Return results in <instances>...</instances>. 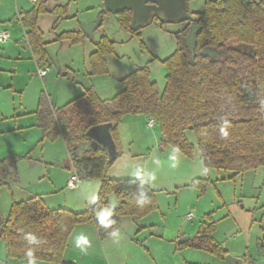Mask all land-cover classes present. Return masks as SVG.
<instances>
[{
	"label": "trees",
	"instance_id": "16d2710c",
	"mask_svg": "<svg viewBox=\"0 0 264 264\" xmlns=\"http://www.w3.org/2000/svg\"><path fill=\"white\" fill-rule=\"evenodd\" d=\"M68 9V2L48 9L47 0H35L29 10L17 14L39 68L46 64V41L38 19L42 14H55L51 26L54 30ZM104 14L110 13L106 9L99 12L98 27ZM193 14L195 20L185 21V27L177 34V48L162 60L167 69L162 90L150 79L147 67H138L120 78L123 88L109 99H101L89 83L80 95L59 107L52 105L47 94H40L34 115L42 137H61L71 156L73 174L79 181L99 180L100 188L97 200L80 212L49 208L40 195L20 200L12 197L0 223V238L5 242L8 258L60 264L77 224H93L103 239L120 225V217L139 219L156 208L155 190L142 178L117 179L107 175L123 152L117 127L125 115L153 118L160 127V147L171 145L187 157H193L195 151L185 134L192 131L203 165L231 171L230 178L264 166V0H204L202 10ZM117 19L131 36H140L141 27L131 24L130 9L119 12ZM193 22L200 25L195 34L194 56L183 43ZM87 38L77 29L60 32L54 40L73 45ZM114 44L105 35L99 38L88 56L89 76L107 72L105 56L113 53ZM205 47L216 49L218 55L201 56ZM72 81L75 82L74 77ZM104 123L115 125L111 132L116 145L113 160L108 159L102 146L91 148L85 136L90 127ZM14 162V157L0 159V188L8 177L7 166ZM206 183L207 179L192 182L202 188ZM110 193L115 194L121 207L109 221L94 220V214L107 205ZM213 229L212 221L203 222L192 240L178 246L223 258L227 251L215 241Z\"/></svg>",
	"mask_w": 264,
	"mask_h": 264
},
{
	"label": "rangeland",
	"instance_id": "374dc122",
	"mask_svg": "<svg viewBox=\"0 0 264 264\" xmlns=\"http://www.w3.org/2000/svg\"><path fill=\"white\" fill-rule=\"evenodd\" d=\"M67 2L70 4V14H75L76 17L64 19V22H67L63 24V26L66 25V29L82 22L83 15L88 14L86 17H93L94 13L102 8V0H48L47 6ZM30 3L29 0H0V16H6L11 12L14 16L17 11L25 9L20 8L24 7L23 4L29 5ZM203 3L204 0H187L188 11L202 10ZM13 19L16 20L15 16ZM185 25V21H161L158 17H153L149 24L141 27L140 36L133 37L119 25L112 14H104L101 26L97 27L94 32V39L105 35L115 42L113 53L105 56L107 72L91 75L89 76L91 79L86 76V67L89 69V64L82 60V44L78 43V47H75L77 49L73 48L68 51L69 54L65 55L68 57L71 52L76 50L77 57L72 58L74 65L68 68H65L66 62L62 61L63 57L58 58L59 49L54 50L50 47L48 52L51 54L53 62L47 57L49 64H45L42 68L48 72L45 80L48 79L46 82L49 85L48 89L53 93V100L60 86V78L63 82H74L72 81L73 77L76 78L75 82H78L80 93L89 83L101 99H109L123 88L120 78L138 67H147L150 79L156 82L159 90H162L167 74L162 60L177 48V34ZM49 35L50 32L45 31L44 37L47 38ZM55 44L59 46V43ZM89 46L92 50L93 45ZM33 61L35 60L33 59ZM0 63L6 67L9 65V60L0 56ZM24 66L27 71L29 66L27 67V64ZM34 66L33 71L30 72V81H28L27 72L25 79L22 80L23 98L27 104L36 100L37 96L39 99L41 93L48 95L44 88L46 84L38 76L39 70L37 72L36 66L35 68ZM75 70L78 72L76 75ZM8 73L6 71L0 75V104L9 102L10 98H14L18 102L21 97L19 92L8 87L10 83ZM37 88L39 95L33 96ZM136 125L140 126L139 122ZM141 125L142 127L138 128L135 126V132L133 128L130 130V133H133L130 154L122 152L108 169L107 175L117 179L142 178L155 190L156 208L140 220L141 223L147 225V229L153 233V237L162 236L165 239L176 240L177 233L180 232L185 233L183 236H194L201 223L212 221L214 224L212 235L215 241L223 245L234 243V246L243 249L246 248V243H249L252 250L255 249L254 256L259 257L257 258L258 263L264 264L261 246L259 248L257 246V239L264 235V166L246 170L235 175L234 178H230L231 171L203 165L192 131H186L185 134L188 141L194 145L195 151L193 157H187L171 145L160 147L161 133L158 123L148 129L143 123ZM138 129L141 131L138 132ZM40 132V137L29 148L31 149L28 154L30 158L12 156L15 159L16 172L20 174V170L21 176L26 178L23 168L27 164L26 162L33 158L34 170L39 171L40 177L42 175L47 177L48 169L52 178L57 176V179L61 180L60 170L45 161L50 157L58 158L62 150L60 148L64 146L63 140L61 137L54 140L45 139L42 137L41 129ZM154 137H157L156 140ZM8 138L3 140L5 144H10L7 141ZM42 149L43 151H41ZM17 177L20 176L17 175ZM194 179H207V183L202 188L192 184ZM43 180L44 178H41V181ZM56 192L50 195L54 200L52 197L48 198L52 199L51 203H53L49 204V207L69 209L70 206L68 207L65 201L72 199L75 195L74 192L79 191L70 190L63 184ZM9 200L10 192L3 189L0 193V215L2 217L7 215ZM84 209H78L77 212ZM188 213L193 215L190 220L186 217ZM207 214H210V217ZM126 218L134 219L128 216ZM152 242L158 243L155 239ZM7 258L5 242L0 238V264H5V260H8V264H17L20 260L21 264H49L36 259L15 261Z\"/></svg>",
	"mask_w": 264,
	"mask_h": 264
},
{
	"label": "crops",
	"instance_id": "0c3cea01",
	"mask_svg": "<svg viewBox=\"0 0 264 264\" xmlns=\"http://www.w3.org/2000/svg\"><path fill=\"white\" fill-rule=\"evenodd\" d=\"M29 1L31 2V5L29 4L30 6L28 4H23L24 7L20 8H25L22 10H29L35 0ZM53 6H47V8L51 9ZM103 9L105 8L102 0V8L98 12L94 13L95 15L93 17H86L88 14L83 15L82 22L80 23L92 22L99 18L98 14ZM20 11H17V14ZM17 14L14 15L16 20L13 19L14 16L12 15V12L6 16H0V31H8V38L6 42L0 43V56L1 58L9 60V65H6V67L0 63V75L4 74L6 71L9 72L8 77L10 78V83L8 87H12L14 91L19 92L21 95L18 102H16L14 98H10L9 102L0 104V159L12 156H24L30 158L28 154L31 149L29 148L41 135L34 116V112L38 103L37 95H39V90L37 88L36 92L33 94V96H37V99L32 100L31 103L29 102L27 104V101L25 102V99L23 98L24 85H22V80L25 79L26 72L28 75V81H30V72L33 71V65L36 66V68L35 66L34 68L37 72L39 67L35 64L36 62L33 61L31 50L25 38V29L18 21ZM113 16L118 21L117 14ZM56 17L57 16L55 14L46 13L40 15L38 19V25L43 33V38L46 41V64H49L47 57L53 62V58L48 52L49 48L52 47L54 50L57 48L59 49V51L57 50L58 58L63 57L62 61L66 62L65 68L74 65V59L72 58H74V56L75 58L77 57L75 54L76 50L71 52L68 57L65 55L69 54L68 51L71 49L78 47L77 45L79 44L83 45V53L81 54V56H83L82 60L83 62L87 61L88 63V56L92 51L95 50V44L102 35L97 39H94V32L97 29L95 28L93 30L92 37H89L86 34L88 36L87 39H85L82 43L73 44V46L67 41H55V35L60 32L81 29L80 23H77L76 26H73L70 29H66V25L63 26V24L67 23L64 22V19L68 20L69 18L76 17L75 14H70V8L68 9L67 14L60 18L56 28L52 30L51 26ZM45 31L50 32V35L47 38L44 37ZM55 43H59V46H57ZM91 44L93 45L92 50L89 46ZM24 64H27V67L29 66V71H26ZM86 71V76L89 77L88 67H86ZM76 73L78 72L75 70V75ZM47 75L48 72H46L44 76H38H40L46 84L44 88L46 89L50 98V102L53 106H62L81 94V89H79L80 87L78 86V82H63V80L60 78V86L56 91L53 100V93L48 89L49 85L46 82L48 79L45 80ZM89 79L91 78L89 77ZM148 118V116L135 114L125 115L121 119L117 127V132L123 154H130L131 152L133 133H130V130L133 128L135 132V128L137 127L136 124H138V122L141 127V124L143 123L146 126V129L149 127H154L155 124L152 126L147 125ZM137 131L140 132L141 130L138 129ZM6 137H9L7 141L10 144H5L3 142ZM154 138L156 140L157 137ZM60 149H62L59 155L60 157L58 156L57 159L55 157H50L49 160L46 159L47 161L45 162L54 165L57 167L56 169L60 170L61 180H58L57 176L52 178L50 171L47 168V177L44 175L40 177L39 171L34 170V159L31 158L30 161L26 162L27 164H25V167L23 168L26 178H24L23 175L21 176L20 170V174L16 172L15 164H10L7 166L6 173L8 177H6L4 180L5 185L0 188V193L3 191V189H6L8 192L11 191L12 195L10 193V203L12 197L16 200H20L32 195H40L45 205L49 207V204H53L51 203L52 199L54 200V198L50 195L57 193L56 190L63 184L67 187V181L71 176H74L70 154L67 152L65 146H63V148L61 147ZM41 151H43V149ZM41 156L44 157V155ZM17 175L20 177H17ZM41 178H44V180L41 181ZM67 188L73 191H79L74 192L75 195L73 194L74 196L72 199L65 201L67 206H70V210L77 211L78 209L81 210L82 208H86L97 200L100 181H78L74 188ZM49 197H52V199H48ZM126 217L127 216L120 217V225L103 239L98 237L96 228L93 226V224H77L68 238L67 246L62 256V263L60 264H236L234 262L224 263V257H217L203 250L194 249L191 247H179V243L177 241L185 234L184 232L177 233L176 240L165 239L162 236L155 238L153 237V233L147 229V225L140 222V220L143 218H134L132 220H128ZM197 232L194 236L197 235ZM153 239L158 241V243L152 242ZM263 239L264 235L257 239L258 248L261 246ZM220 244L223 249L227 251V254H232L234 257L241 258L244 264H259L257 261V258L259 257L254 256L255 249L252 250V246L249 245V243H246L247 246L245 249L234 246V243L229 245H223L222 243ZM21 262L22 261L20 260L17 262V264H21ZM4 263L8 264L9 262L8 260H5ZM47 263L54 264L50 262Z\"/></svg>",
	"mask_w": 264,
	"mask_h": 264
},
{
	"label": "water",
	"instance_id": "95a60500",
	"mask_svg": "<svg viewBox=\"0 0 264 264\" xmlns=\"http://www.w3.org/2000/svg\"><path fill=\"white\" fill-rule=\"evenodd\" d=\"M104 8L113 15L130 9L132 13L131 24L133 27H141L151 22L154 14L166 21H187L195 20L193 13L187 11V0H103ZM100 19L97 18L92 22L80 23L81 29L89 37H92L93 30L98 27ZM200 30V25L192 23L189 26L187 34L183 38V43L192 56L195 55V34ZM201 56L214 58L218 55V51L213 48L205 47L200 51ZM114 123H104L90 127L85 136L89 141V146L96 149L98 146L105 148L108 159L113 160L116 154V145L112 136ZM121 205L118 203L115 194L110 193L107 196V205L100 208L93 216L96 221H109L115 216V211ZM2 217L0 215V223ZM195 236H183L178 239V243L190 241ZM234 262L236 264H244L241 258L227 254L225 263Z\"/></svg>",
	"mask_w": 264,
	"mask_h": 264
},
{
	"label": "built area",
	"instance_id": "2783aa9c",
	"mask_svg": "<svg viewBox=\"0 0 264 264\" xmlns=\"http://www.w3.org/2000/svg\"><path fill=\"white\" fill-rule=\"evenodd\" d=\"M7 38H8V31L7 30L0 31V43L6 42ZM45 73H46L45 68L39 69V75L44 76ZM153 124H155L154 119L149 117L147 119V125L152 126ZM78 181L79 180L75 175L71 176L70 179L67 181V187L74 188L77 185ZM192 216H193L192 213H188L186 215L187 219H191ZM261 255L264 257V245L261 247Z\"/></svg>",
	"mask_w": 264,
	"mask_h": 264
},
{
	"label": "flooded vegetation",
	"instance_id": "af4514ba",
	"mask_svg": "<svg viewBox=\"0 0 264 264\" xmlns=\"http://www.w3.org/2000/svg\"><path fill=\"white\" fill-rule=\"evenodd\" d=\"M187 11H188V5H187ZM189 12V11H188ZM189 13H194V12H189ZM158 16V15H157ZM194 21V20H193ZM193 23H195V22H193ZM191 25V24H190Z\"/></svg>",
	"mask_w": 264,
	"mask_h": 264
}]
</instances>
